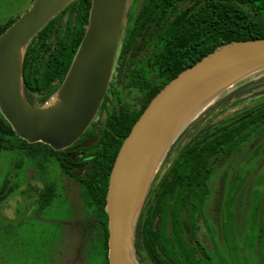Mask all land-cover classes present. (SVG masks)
I'll return each mask as SVG.
<instances>
[{
	"label": "trees",
	"instance_id": "trees-1",
	"mask_svg": "<svg viewBox=\"0 0 264 264\" xmlns=\"http://www.w3.org/2000/svg\"><path fill=\"white\" fill-rule=\"evenodd\" d=\"M90 6L91 0H73L30 40L23 57L22 86L31 104H44L59 88L84 35ZM13 22L0 25V34ZM258 38H264V0H144L135 15L128 14L100 108L112 98V109L104 119H95L81 137L93 136L96 126L102 136L95 146L81 150L85 153L82 164L86 165V179L81 183L89 205L103 209L117 152L133 124L166 83L223 44ZM249 98L258 101L220 120L191 121L168 150L161 166L187 138L165 174L159 180L156 176L153 179L138 217L134 247L140 264H218L211 261L198 237L203 231L199 221L207 180L217 162L234 153L253 131L264 128V72L236 84L208 106L222 114ZM0 150H17L20 158L32 159L47 152L49 158H57L63 151L20 139L1 113ZM99 183L102 191L96 200L93 193ZM10 193L4 185L0 204ZM51 198L50 194L44 196V203ZM182 211L188 212L190 221L180 218ZM107 240L106 227L105 264ZM249 242L248 249L255 248L259 253L261 261L257 264H264L263 225L251 233ZM230 250L237 252L236 247Z\"/></svg>",
	"mask_w": 264,
	"mask_h": 264
},
{
	"label": "water",
	"instance_id": "water-1",
	"mask_svg": "<svg viewBox=\"0 0 264 264\" xmlns=\"http://www.w3.org/2000/svg\"><path fill=\"white\" fill-rule=\"evenodd\" d=\"M73 0H32L0 34V113L15 135L54 150L73 144L93 121L112 78L127 0H91L88 23L57 91L42 105L23 95L30 40ZM264 72V38L232 41L166 83L124 138L112 165L105 209L108 264H140L134 232L164 157L185 127L236 84ZM100 136L82 142L89 147Z\"/></svg>",
	"mask_w": 264,
	"mask_h": 264
},
{
	"label": "rangeland",
	"instance_id": "rangeland-1",
	"mask_svg": "<svg viewBox=\"0 0 264 264\" xmlns=\"http://www.w3.org/2000/svg\"><path fill=\"white\" fill-rule=\"evenodd\" d=\"M142 2L127 0L126 8L133 7L136 12ZM31 3L32 0H0V25L15 21L30 8ZM257 101V98L246 99L222 114L207 107L194 120L214 122L237 109L252 107ZM186 140L184 137L172 150L168 162L159 166L156 179L165 174L177 155V149ZM18 161H21L19 166ZM27 179L26 158H20L17 151L0 150V190L4 185L11 190L8 199L0 204V264H68L75 255L74 233L50 224L29 225L25 221L23 203L16 201L20 189H25ZM147 200L146 195L141 210ZM73 204L74 200L66 196L55 203L51 211L62 215ZM17 208L19 212L23 211V218L19 216L15 219ZM201 213L199 228L203 231L198 237L212 262L257 264L261 261L255 248L251 250L248 246L251 233L264 226V129L253 131L234 153L216 163L207 180V194L203 198ZM180 218L190 221L186 211H182ZM232 247H236L237 252H231ZM84 264H104V261L98 254L96 259L87 257Z\"/></svg>",
	"mask_w": 264,
	"mask_h": 264
},
{
	"label": "flooded vegetation",
	"instance_id": "flooded-vegetation-1",
	"mask_svg": "<svg viewBox=\"0 0 264 264\" xmlns=\"http://www.w3.org/2000/svg\"><path fill=\"white\" fill-rule=\"evenodd\" d=\"M133 4L134 3H132V5ZM137 11L134 12L133 7H127L125 9L122 24L125 22L128 14L135 15ZM110 100V103L105 104L102 109H100V104L93 121L95 119H104L107 111L112 109L113 106V99L110 98ZM86 130L73 144L62 149L63 151L53 149L54 151H62L58 155L59 158H49L48 152L45 153V155H42V157L36 159H32L28 156L26 157V160L28 161V179L26 180L25 189H20L21 192L18 194L16 202L18 203L20 201L23 203L22 209H25L24 217H26L25 221L27 224H50L57 226L58 229H67L74 233L76 245L75 255L74 259L68 264H84L87 257L90 256L96 259L98 254L102 255L105 264L103 246L105 228L107 227L108 229V215L105 209L106 195L103 209L97 205L90 206L89 202L86 200L84 187L81 183L82 179H86V177L83 176L86 171V165L82 164L81 159L85 153L84 151H81L83 147H79L82 142L97 136H100L98 140L99 142L102 136L99 133V127L96 126L94 128L93 136L81 139ZM97 143L84 148H90ZM90 157L91 156L88 158ZM101 191L102 184L99 183L93 193L96 200L97 197L100 196ZM49 194L52 195V198L48 203H44V196ZM66 196L74 200L73 207H68L62 215L53 213L51 211L52 206L55 203L64 200ZM15 213V219H19V216L23 218V211L19 212L17 208ZM18 224H21V222Z\"/></svg>",
	"mask_w": 264,
	"mask_h": 264
},
{
	"label": "bare ground",
	"instance_id": "bare-ground-1",
	"mask_svg": "<svg viewBox=\"0 0 264 264\" xmlns=\"http://www.w3.org/2000/svg\"><path fill=\"white\" fill-rule=\"evenodd\" d=\"M191 127V126H190Z\"/></svg>",
	"mask_w": 264,
	"mask_h": 264
}]
</instances>
